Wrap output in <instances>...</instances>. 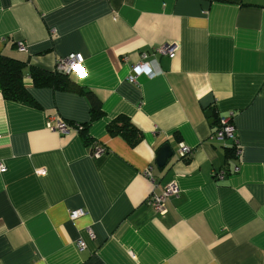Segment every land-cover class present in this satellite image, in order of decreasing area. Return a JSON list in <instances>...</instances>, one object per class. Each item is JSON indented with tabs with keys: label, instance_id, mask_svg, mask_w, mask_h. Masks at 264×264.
Wrapping results in <instances>:
<instances>
[{
	"label": "crops",
	"instance_id": "1",
	"mask_svg": "<svg viewBox=\"0 0 264 264\" xmlns=\"http://www.w3.org/2000/svg\"><path fill=\"white\" fill-rule=\"evenodd\" d=\"M166 45L172 55L157 52ZM71 53L86 74L70 79L100 102L90 124L83 94L30 80ZM0 54L26 63L37 104L0 90V264H264V0H0ZM142 60L157 73L130 82ZM231 112L239 158L211 138ZM118 117L135 131L110 134ZM168 183L179 193L161 216L147 200Z\"/></svg>",
	"mask_w": 264,
	"mask_h": 264
},
{
	"label": "built area",
	"instance_id": "2",
	"mask_svg": "<svg viewBox=\"0 0 264 264\" xmlns=\"http://www.w3.org/2000/svg\"><path fill=\"white\" fill-rule=\"evenodd\" d=\"M17 48L20 51H25L26 47L23 43L18 42ZM176 50L175 45H166L161 47L157 50L158 53L172 55ZM146 55H142V58H145ZM84 58L80 53H71L66 57L57 61L55 70L57 72L63 73L68 76H74L76 78H83L86 74L84 66ZM74 66H78L77 70H74ZM134 70L136 73L132 76L128 77L130 82H136L137 77L140 75H146L148 77H153L157 73L153 68L151 63L144 62L143 60L134 65ZM233 113H229L227 116H221L216 119L214 124L213 132L211 138L216 140L217 142L225 145L231 149L233 152V156L235 158H239L242 154V147L237 136L236 130L234 125L232 124ZM54 123V125L52 124ZM46 127L49 129L56 130L61 134H67L69 132V126L60 119L52 118L46 121ZM78 130L81 129L79 125H76ZM105 150L98 145L92 146V155L95 157H99L103 155ZM192 155V149L187 146H180L178 150V157L179 159L189 158ZM0 171H5V168L0 164ZM240 171V165L236 164L233 166L232 172L238 173ZM39 173L43 174V171H39ZM227 172L225 170H219L213 173L214 179L218 181H222ZM144 175L151 181L152 184L155 185L154 178L150 175L149 172L144 173ZM179 193V189L175 183H168L166 184L159 194L152 193L151 196L148 198L147 203L148 205L154 210V212L158 215H165L166 210V200L169 197H176ZM84 214L83 210H74L70 212V218L75 219L79 216ZM79 249L84 248V243L82 241H78L77 243Z\"/></svg>",
	"mask_w": 264,
	"mask_h": 264
},
{
	"label": "trees",
	"instance_id": "3",
	"mask_svg": "<svg viewBox=\"0 0 264 264\" xmlns=\"http://www.w3.org/2000/svg\"><path fill=\"white\" fill-rule=\"evenodd\" d=\"M26 63L18 59L0 54V90L4 100L20 103L26 106L37 107L31 96L26 91L23 77ZM29 76L33 86L35 87H51L57 90L66 92H77L83 94L90 104V119L89 123L102 115L99 100L94 94L79 87L70 76L63 73L53 71H46L37 68L29 69ZM121 122V124H119ZM216 122V121H215ZM215 122L213 124H215ZM87 124V125H88ZM87 125H79V130L82 140L86 146H90L91 139L86 135ZM134 132L135 129L125 117H118L111 121L107 129L112 135H125V129ZM135 139H132V142Z\"/></svg>",
	"mask_w": 264,
	"mask_h": 264
},
{
	"label": "water",
	"instance_id": "4",
	"mask_svg": "<svg viewBox=\"0 0 264 264\" xmlns=\"http://www.w3.org/2000/svg\"><path fill=\"white\" fill-rule=\"evenodd\" d=\"M208 116H211L212 118H216V113L211 111V113L208 114ZM171 156V151L168 145H163L157 153V164L158 166H163L168 158Z\"/></svg>",
	"mask_w": 264,
	"mask_h": 264
},
{
	"label": "snow or ice",
	"instance_id": "5",
	"mask_svg": "<svg viewBox=\"0 0 264 264\" xmlns=\"http://www.w3.org/2000/svg\"><path fill=\"white\" fill-rule=\"evenodd\" d=\"M78 69V66H74V70H77Z\"/></svg>",
	"mask_w": 264,
	"mask_h": 264
}]
</instances>
